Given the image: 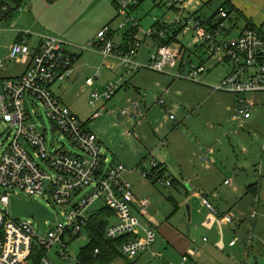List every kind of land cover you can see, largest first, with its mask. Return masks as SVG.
Segmentation results:
<instances>
[{
  "label": "built area",
  "instance_id": "built-area-1",
  "mask_svg": "<svg viewBox=\"0 0 264 264\" xmlns=\"http://www.w3.org/2000/svg\"><path fill=\"white\" fill-rule=\"evenodd\" d=\"M141 1L118 0L117 15L127 18L126 22L118 28L112 24L104 26L86 46H72L62 38L44 36L41 45L33 50L28 39L30 32L22 33L20 41L13 45L11 58H21L28 68L21 77L4 80L0 93V121L9 126L8 143L0 155V188L5 191L0 195V264H24L32 257L35 245L48 253L57 247L60 257L68 260L67 248L71 240L84 233L89 219L95 214L91 211L98 202L106 204L118 219L115 223H109L105 235L109 241L124 240L119 246L124 258L139 255L156 243V231L133 212L134 203H138L145 212L150 207L149 200H136L133 188L124 180L126 166L104 157L97 136L84 127L79 116L64 105L56 94L57 86L77 75L76 63L82 54L92 52L104 61H116L124 68L126 75L147 69L199 84L206 68L188 63L185 57L189 48L178 40L182 33L192 34L195 47L205 46L212 57L220 58L221 62H230L233 66L228 78L210 87L212 92L238 96L233 119L246 121L251 118L254 104L246 94L264 93V33L247 27L237 39H228L231 31L227 25L231 16L225 7L219 9L212 19H205L196 16L195 12H189L186 1L156 0L166 11L173 12L175 19L168 17V21L161 22L155 18L159 29L152 27L147 32L135 21L131 31L122 35V30L130 23L131 11ZM8 12L9 8H4V13ZM140 32L145 33L146 38L155 45L158 41L147 66L138 61L143 44L138 36ZM127 34H131V38H126ZM120 37L124 39L118 42L117 38ZM168 38L169 43L159 45ZM70 47L78 51H71ZM0 68H3L1 62ZM126 75L120 81L107 83L103 93L91 94L90 106L100 103L93 118L102 117L108 112L106 105L121 90ZM101 76L99 68L96 75L87 80V84L93 85ZM29 104L34 108L33 113L36 112L34 106L38 104L45 109L53 124L52 133L66 139L73 150L59 140L58 146L49 144L46 133L40 132L29 122ZM158 104L163 108L166 106L163 99H159ZM166 112L172 120H176L170 110ZM120 117L130 118L135 124L140 123L139 104L122 109ZM202 159L208 162L206 156ZM158 166L154 162L150 172L143 171L144 178L152 176V171ZM152 177L155 179V175ZM17 190L27 194L29 200L39 202L36 199H41L45 203L52 200L59 207L71 206L72 211L66 218L64 214L60 217L53 213L57 226L45 234L46 226L51 222L47 220L44 233L40 236L34 217L15 219L11 215V198H19ZM204 202L210 211L207 222L212 224L217 219V213L211 204ZM58 219H62V222ZM226 221L231 223L233 220L228 217ZM236 242L237 239H234L231 246ZM96 251L97 254L100 252ZM41 264L53 263L46 257Z\"/></svg>",
  "mask_w": 264,
  "mask_h": 264
},
{
  "label": "rangeland",
  "instance_id": "rangeland-1",
  "mask_svg": "<svg viewBox=\"0 0 264 264\" xmlns=\"http://www.w3.org/2000/svg\"><path fill=\"white\" fill-rule=\"evenodd\" d=\"M1 1L7 3L13 8L18 7L17 5H15L14 0ZM29 1L31 0L23 1L24 4L21 5L22 10H26V6ZM69 1L71 0H65V2L57 6V8H59V11H57L56 13H49L51 19V21L49 22L51 25H55V31H45L46 33H44V35L57 38L59 37L62 39L64 38L69 42H71L69 37L73 39L74 36H76L77 39L83 41H80L81 43L79 44L81 45H78L77 43L71 44L72 42L70 44L73 46L75 45L78 47H82L88 45L90 40H94L95 36L98 34V30H102L105 25L112 24L114 28H118L121 23L126 22L127 20V18H123L120 16L118 17L114 3L110 0L109 3H107L106 0H88L77 2L76 4L73 3L71 6H68ZM176 1L181 3L184 1L187 2L189 0ZM195 1L197 0H194V2ZM223 2H225V0H212V2L204 6V9L202 11L203 15H212V13L217 11V9ZM57 3L59 4L60 0ZM57 3L55 2V4ZM77 4L79 6H82V8L78 9ZM159 4L160 3L156 0H144L139 8L135 9V11L133 12L131 11L130 23L124 30H122V35L131 31L132 27L135 25V21H137L143 28V30L147 32L152 27H157L154 21L155 18H158L161 22L168 21L169 19H175V15L173 12L169 10L166 11L163 5L160 6ZM186 6L189 12H194L195 6H192L188 2L186 3ZM70 11H77V14L68 17L67 13ZM239 11L241 12L240 9ZM13 13V17L7 20L8 16L6 13H4V6L0 4V62L3 64V68L0 69V81L3 78H9L13 75L17 76L21 71L24 70V67L18 64L15 59H11V50L14 45L13 34H15V32L17 31L22 30L23 28H25L26 30L31 29V32L33 34L35 33V28L34 26H32V22L27 26H24L25 24L21 22L20 17L23 14L22 12H20L19 10H15L12 11V14ZM232 15V22L235 21L237 26H239L238 29L246 25L245 19L238 15L236 10H233ZM18 21L19 26L17 25ZM67 25L72 27L69 32L66 28ZM256 25H258V27L256 26L255 29L260 30L264 33V27L259 26L261 25L260 23H256ZM227 28H229V30L231 31L230 35H228V39H237L240 36L239 30L237 28L234 30L233 27H231V23L229 21ZM138 36L143 41L141 47L142 49L140 52L141 57H143L142 64L147 66L149 65L148 63L150 62L151 54L155 50L154 49L150 53V48H148L147 45L152 44L154 47L155 43L152 40L147 39L145 33L140 32ZM179 40L183 42L187 47H189V51L187 52V56L185 57L188 63H191L195 66L202 64L206 66L205 68L208 72L207 74L205 73V75L207 76L205 78H202L204 74L200 76L201 83L214 86V84L220 83L228 78L229 74L233 70V66L231 63L220 62V58H212L207 52V48L205 46H201L205 49L195 47L192 34L182 33L179 36ZM34 44L35 41L32 42V45ZM69 49L71 51H78L77 49H73L71 47ZM92 54L94 53L89 52L86 54H82L79 63L81 64L82 62H86ZM98 58L100 59V62L92 60L89 64L90 67H85L83 69V76L78 79L73 86H70V81L60 84L59 86L62 87L59 91V86H57L55 89L56 94L58 97H61L63 103L66 106H68L74 113L79 116L80 120L84 124V127H86L90 132L92 131L98 137L99 142L102 146L104 157L110 160L116 158V161L122 165L124 164L128 170H139V175L141 176L143 181L145 180L142 175L144 173L143 171L149 170L150 172L151 166L156 160L162 162L163 160H161V153H164L166 151L169 152L172 142L176 159L170 161L172 163L168 162L169 164H171V168L167 171L168 173L163 176V182H160L158 180H155V182H153L154 180H148L150 188L152 189L151 191H153V194H155L154 200L152 199L153 197H151L152 201H150L151 205L148 208V213L149 215L156 218L157 221L160 222L164 219V217H168L170 220L171 217L174 216V218H176V221H173V225L178 226L179 222H181L184 226L183 231L186 234L190 233L191 228H193L194 226L189 223L188 218L189 216L187 206L190 204H183L182 201L187 198V189L190 190L191 187L189 183H186L185 187L177 185L174 177L178 176L176 173L177 168L181 167L182 170H184L186 165H188L190 168L196 167L195 171L197 172H188L191 177H194V175H201V173L205 171V166L201 164L200 160L202 154L201 152H204L206 150L207 147L205 146H207V143L208 146H212L215 148L219 146V149L221 150V160L217 164V167L219 170L224 172V175H219L217 181L215 182L216 185L218 184L215 190L219 191L220 196L219 194L217 195L221 200L225 201V198L222 196L224 191H231L235 186L240 187V185H242L240 184L242 178L244 177V170H242V168L248 170L249 173H257V171H261L260 165L262 163V160L264 159V153L261 148L259 149L258 154H252V159L254 161H257V164H253L252 166L250 162H247L248 159L249 161H251L248 151L252 149L253 140L258 143L257 137H255V135H249L248 132L250 131L248 128L241 130L237 127L236 124L229 122V120L225 121V104L219 103L218 100L214 101L211 98L215 93L221 96V98H224L223 95H225V93L212 92L209 87L203 84L198 85L192 81L185 79L177 80L168 74L162 75L147 69L140 70L136 74L126 75L124 68L121 67L118 69V72L122 73L120 79L123 75H126L123 81V85L125 83H128V89L126 91L125 87H122L121 90L115 95L116 97L111 102L107 103V108L108 104L110 108V105L112 103H116L119 96L126 92H131L134 95V98L140 101L143 98L141 95H139V93L141 92L143 95H149L148 100L146 99L148 108L150 110H153V107H156L161 112L159 114L153 115V117L146 116L143 121H141L142 123L140 125L143 129L142 133H140L141 130H139L138 127L133 129V127L128 125L129 123L127 122L100 124L101 121H98V119H92L96 112L94 109L95 106L90 107L89 104L92 99L91 94L94 92H101V86L106 80L108 81V83L111 81L117 82V78L113 79L114 77L110 75V71H108L106 67L104 68L102 65H100L102 61H104L102 57L99 56ZM93 65H100L99 67H101L102 78L95 80L96 85L94 87H90L87 84V79L90 77L93 78L98 71V68L94 69ZM120 79L118 81H120ZM165 90L167 91V93L164 92ZM123 99L124 100H122V103H120V105L123 106L119 110H122L125 105L129 103L127 101V98ZM158 99H163L166 102V106L164 109L170 110L175 115L176 120H171L170 118H168L169 116L167 115V112L158 104ZM143 100L145 102L144 98ZM37 106H34L36 112L33 113V106H31V104L28 105L27 111L30 115L29 122L31 124H34L40 132L44 134L46 133L47 140L50 145L53 144L55 146H58L61 142H63L66 144L68 149L73 150V147L66 141V139H62L60 136H58L57 133H52L53 124L48 119L45 109L42 108L39 104ZM107 115L102 117H106ZM166 118H168V120ZM177 126H179V129H177ZM8 128V125L0 121V155L2 154L8 143ZM176 131L188 136V139L186 138V136L184 137L181 134L172 136V133L174 134V132ZM237 131H241V133L244 135L247 134L246 139L249 140H247L245 144H243L248 147L247 152H243V147L238 145L237 142H235V140L233 139V135ZM58 140L60 143H58ZM123 159H125V161H122ZM38 162L41 163L40 160H38ZM132 165H135V167H132ZM124 180L128 182L126 179ZM225 181H228L226 182V186L224 185ZM227 183H232L231 187L228 186ZM164 184L167 186H164ZM262 185L264 186V180L262 181ZM204 191L208 193V190ZM4 193L5 191L0 188V195ZM16 193L18 194L20 199H30V197L22 191L17 190ZM262 196L264 197V191ZM173 198L176 200V203H174L175 201L173 200ZM36 200H38L41 204L47 206L52 213L58 214L60 217H62V215L64 214L63 217L66 218V216L69 215L72 211L71 206L59 207L56 206V204L52 200H49V202L47 203H45L44 200L41 199ZM208 200V202H210V204H212L215 208V199H212L210 196ZM177 201L180 202L183 206L179 209L181 212L179 214H177L176 212V214L174 215L175 209L178 208ZM192 204L195 211H202L200 217H202L203 213L207 211V209L205 208L204 211L201 206V202H199L198 200H194ZM262 204L263 205H261V209L264 211V200L262 201ZM105 208H107L106 204L98 202L93 207L91 213H97L101 210H104ZM109 210L112 213H110L108 216H105V220L111 223L117 222L118 219L115 217L113 211L111 209ZM134 215L138 216L137 213H135ZM166 218L163 221H166ZM143 221L146 223L145 219H143ZM250 221L252 222V219ZM250 221H248V224ZM56 226L57 222L51 221L46 226L45 234H48V231L50 229L54 230ZM261 226L262 225H260L258 229L254 230L255 233L252 230L253 228L250 226L251 235L253 234L254 236V248L249 249V258L251 257L252 261L248 263V259H246L247 264H264V243L263 241H261L264 237V228H261ZM234 230H237L236 225H233L230 228H226V230L224 231L226 233L225 242L227 244L233 238L235 233ZM199 233L200 234L196 235V238L199 236L198 242L203 245V236L206 238V240H209L210 237L206 234H203V230ZM160 236L161 235L159 234L158 240H160ZM250 242L251 243L249 247L252 245V239L250 240ZM88 243L89 238L86 235L85 229L84 233L81 234L79 238H74L73 240H71L67 248L68 255L70 256L68 260L60 257L58 252L59 249L57 247L52 249L50 253H48V259L53 264H77L81 248L85 247ZM204 245L208 244L206 243ZM166 248L168 250H171L169 247ZM224 253L227 256H220V259H222V261H220L221 264H236L232 263V261H229V251H225ZM29 264L34 263L29 262ZM111 264L183 263H179V261H168L167 256L163 251V253L159 254L157 258L145 257L141 258V260L138 261H129L118 258ZM188 264H193V262H189Z\"/></svg>",
  "mask_w": 264,
  "mask_h": 264
},
{
  "label": "crops",
  "instance_id": "crops-1",
  "mask_svg": "<svg viewBox=\"0 0 264 264\" xmlns=\"http://www.w3.org/2000/svg\"><path fill=\"white\" fill-rule=\"evenodd\" d=\"M14 1H15L14 2L15 5L18 6L17 8H13L12 6L0 0V4H2L4 8L5 7L9 8V12L7 13V16H8L7 20L13 17L14 13L12 14V11L19 10L20 12L23 13L22 16L20 17L21 22L25 24L24 26H27L29 25V23L32 22V26H34L35 28L34 29L35 33L33 34L31 32V29L26 30L25 28H23L22 30L17 31L15 32V34H13L14 36L13 44L20 41V39L22 38V35H21L22 33L30 32V34L28 35L29 43H30L31 48L33 50H36L41 45L43 41V37L46 36L44 35V33H46L45 31H55V27H54L55 25L54 24L51 25L49 22L51 21L49 13L50 12L56 13L57 11H59V8H57V6L65 2V0H60L59 4L57 3L59 0H31L27 3L26 10H22L21 8V5L24 4L23 3L24 0H14ZM83 1H88V0H71L68 2V6H71L73 3L76 4L77 2H83ZM106 1L107 3H109V0H106ZM110 1L114 3L115 9H116V2L118 0H110ZM55 2L58 5L55 4ZM187 2L190 3L192 6H195L194 12L196 13V16H201L205 19H212V17H214V15L218 12L219 9L223 8L224 6L232 5L233 10H236L237 14L240 15L242 18H244L246 21V25L238 29L239 26H237L235 21L232 22L233 13L231 14L232 16H231V19L229 20V22L231 23V27H233L234 30L237 28L240 34L247 27H252V28H255L256 26L258 27L256 23L258 24L260 23L261 25L259 26L264 27L263 25L264 24V0H225V2H223L220 5L217 11L213 12L212 15L210 16H204L202 11L204 9V6L212 2V0H197L195 2L194 0L193 1L189 0ZM79 8H82V6L78 5V9ZM239 9L241 10V12L239 11ZM75 14H77V11H70L67 13V16L69 17ZM17 25L19 26V21ZM66 28L69 32L72 27L67 25ZM157 29H159L158 26H157ZM100 30L101 29H99L98 32ZM97 35L95 36V38L97 37ZM69 39L72 42L71 43L66 39V41L69 44L77 43L78 45H81L79 43H81L80 41L82 40L77 39L76 36H74L73 39L69 37ZM123 39H124L123 37H120V38H117V41L120 42V41H123ZM178 40H179V37H178ZM34 41H35V44L32 45V42ZM147 46L148 48H150V53H151L154 49L156 50L157 43L156 45L154 44V47L152 44H148ZM198 48H203V47L198 46ZM139 56H138V61L142 63L143 57H141L140 54ZM98 57H99L98 55L92 54L90 55V57L87 59L86 62H82L81 64L79 63L81 57L79 58L78 62L76 63L77 75H75L73 79L69 80L71 83L70 86H73L77 82V80L83 76V69L85 67L89 68L90 67L89 64L92 60L96 62H100V59ZM212 58H216V57L213 56ZM15 60L18 64L24 67V70L21 71L17 76L13 75L12 77L1 79L0 91L3 86L2 82L4 80H13L15 78H19L22 75H24L25 72L27 71L28 67L23 63V60L21 58L15 59ZM100 65H102L104 68L106 67V69L110 71V75L114 77L113 79L117 78V81L120 79V76L122 73L118 72V69L121 68L122 66H120V64H118L116 61L105 60V61H102ZM99 66L93 65L94 69L101 68ZM137 72L139 71H136V73ZM207 72L208 71L206 69L205 73L207 74ZM205 73L202 78H205L207 76L205 75ZM95 83L93 85H90V87H94L96 85ZM107 83H108L107 80L104 81L100 89L102 90L101 92H94V93H103L104 88ZM199 84H203V83H199ZM127 86H128V83H125L122 87H125L127 91L128 89ZM205 86L209 88L212 87L211 85H207V84ZM61 87L62 86L58 87V91L60 90ZM164 92L167 93L166 90ZM121 95L119 96L116 103H112L110 105V108L108 104V108H107L108 112H106L105 114V115L107 114L108 115L106 117H99V118L92 117V119H98V121H101L100 124L127 122L129 123L128 125L133 127V129L138 127V129L141 130L140 133H142L143 129L140 125L142 122L135 124L134 122L131 121L130 118L120 117L122 110H119V109H121V107L123 106V105L122 106L120 105V103H122V100H124L123 98L125 99L127 98V101L129 102L128 104L125 105L124 108L126 107L129 108L133 104H139V110L141 112V117H142L141 121H143V119L146 116L153 117V115L159 114L161 112L156 107H153V110H150L148 108L146 99L148 100L149 95H145V94L143 95L141 92L139 93V95H141L145 99V102L143 98L142 100H140L141 102L136 100L134 98V95L131 92H126ZM223 96L224 98H221V96L215 93L214 95H212L211 98L214 101L218 100L219 103L225 104L224 106V108H226V112H225L226 116H224L225 121L229 120V122L236 124L237 127L240 128L241 130L248 128L250 131L248 132V134L255 135V137H257L258 143H256L255 140H253L252 149L248 151V147L246 145H243L245 144L247 140H249V139H246L247 134L244 135L241 133V131H237L233 135V139L235 140V142H237L238 145L243 147L242 148L243 152L248 151L249 158H251V161H249L248 159L247 162H250L253 166V164H257V161H254L252 159V154L254 153L258 154V151L260 148L262 149L264 153V124H263L264 122V93L261 92V93L246 94L247 98H249V100L252 101L254 104L253 114L251 115V118L247 119L246 121L235 120L232 118V113L234 112L235 107L237 106L239 102V97L232 93L230 94L225 93V95ZM99 106H100V103H98L95 106L94 108L95 112L97 111ZM160 107L164 109L162 106ZM168 118L166 119L168 120ZM177 129H179V126H177ZM176 134H181L184 137L186 136L183 133H180L177 131L174 132V134L172 133V136H175ZM186 138L188 139V136H186ZM205 147L207 148L204 152H201L202 154H201V160H200L201 164L205 166V171L202 172L201 175H194V177H191L188 174V172L190 173L197 172L195 171L196 167L190 168L188 165H186L184 170H182L181 167L177 168L176 173L178 176L174 177L175 181L177 182V185L185 187L186 183H189L191 187L190 190L187 189L188 191L187 198L184 201H182L183 204H190L191 216L190 218L189 217L188 218H189V223L192 226L194 225L193 228H191L190 233L186 234L183 231L184 226L181 222H179L178 226L173 225V221H176V218H174V216L171 217L170 220L168 217L167 218L164 217V219L166 218V221H163L164 220L163 219L159 222L157 221L156 218L149 215L148 209L145 212H142L141 206L138 203H134L133 212L134 214L137 213L138 216L136 217H139V218L141 217L142 219H145L146 223L151 225V227L156 231V233L157 234L159 233L161 236H160V240H158L159 239V234H158L156 243L152 247H150L147 251L142 252L141 254L136 255L134 257H126V258L122 257V259L129 260V261H138V260H141V258H145V257L157 258L159 254L163 253L164 251L165 255L167 256V260L171 262L179 261V263H183V264H188L189 262H193V264H221L220 261H222V259H220V256L226 255L224 252L229 251L230 255H228V259L229 261H232V263L247 264L246 259H248L247 260L248 263L252 261V258L251 257H250L251 259L249 258V249L254 248L253 247L254 236L253 234L251 235L250 226L253 228L252 230L254 233H255L254 230L258 229L260 225H262L261 228H264V211L261 209V205H263L262 201L264 200V197L262 196L263 191H264V186L262 185V181L264 180V159L262 160V163L260 165L261 171H257V173H249L248 170L242 168V170H244V177L242 178L240 182V184L242 185L239 184L240 187L235 186L234 188H232L231 191H226V192L224 191L222 196L225 198V201H223L217 195L219 194V191L215 190V188L218 185V184L216 185L215 182L217 181L219 175L220 176L224 175V172L219 170L217 167V164L221 160L220 159L221 150L219 149V146H217L216 148L212 146H208V143H207V146ZM161 156H162L161 160L163 161L160 162L156 160L155 162H157L159 166L161 167L160 170H163L165 174H167L168 173L167 171L170 170L171 168V164L169 163H172V162L170 161H172L173 159L174 160L176 159L175 150H174V146L172 145V142H171V149L169 150V152L166 151L164 153H161ZM203 156H206L208 158L207 163L203 161L202 159ZM116 160H117L116 158L113 159L115 163H118ZM122 161H125V159H123ZM132 167H135V165H132ZM139 174H140L139 170L134 171V170L127 169L124 175V179H126L131 184V187L133 188L135 192L137 201H140V199H148L150 203L152 199L153 200L155 199V194H153V191H151L152 189L150 188L148 180L152 181L154 179L153 178L145 179L143 176V178L145 179L143 181ZM153 182H155V180ZM226 182L228 181H225L224 183L225 186H226ZM248 182H251V183H248ZM227 185L231 187L232 183H229ZM204 190H208V193H206ZM210 196L212 199H215L214 202L216 204V207L214 209L217 213L216 215L217 219L212 224H208L207 222L209 218L208 216L210 215V211L206 207L205 202H204V201L208 202L209 201L208 198ZM151 197L153 198L151 199ZM173 200L175 201L174 203H176V200L174 198ZM194 200H198L199 202H201L202 208L207 209V211H205L204 209L205 213H203L202 217H200V215L202 214V211L201 210L195 211L193 207L192 202ZM208 203L210 204V202ZM177 204H178V209L176 212L177 214H179L181 212L179 209L183 205H181V203L178 201H177ZM176 212H174V215L176 214ZM254 214H256L255 218L253 216ZM228 217L232 218L233 221L231 223L226 221V218ZM251 219H252V222L250 221ZM248 221H250L249 224H248ZM233 225L237 226V230H234L235 232L234 236L230 240V242L227 244L225 242L226 233L224 231L226 230V228H230ZM202 230H203V234H206L210 237L209 240H206V238L203 236V245H201L198 242L199 236L196 238V235L200 234L199 232ZM235 238L238 239V242H236L234 246H231V243L234 241ZM251 239H252V245L249 247L251 243L250 242ZM261 241H263L264 243V237L262 238ZM206 243L208 245H204ZM166 247H169L171 250H168ZM25 263L29 264L28 261H26Z\"/></svg>",
  "mask_w": 264,
  "mask_h": 264
},
{
  "label": "trees",
  "instance_id": "trees-1",
  "mask_svg": "<svg viewBox=\"0 0 264 264\" xmlns=\"http://www.w3.org/2000/svg\"><path fill=\"white\" fill-rule=\"evenodd\" d=\"M143 1L144 0L141 1V4ZM139 6H136L133 11L139 8ZM224 7H226L229 11V15L232 16V6L228 5ZM126 38H131V34H127ZM169 42L170 40L168 38L167 41H162L159 45H166ZM156 43H158V41H156ZM160 169L161 167L158 166L152 171V176L155 175V179L152 176L149 178L162 181L165 172ZM177 209L178 208H176L174 212H176ZM110 213L112 212L108 208H105L104 210L95 213L94 216L89 219L90 221L86 227V235L89 238V243L85 247L81 248L77 264H111L116 259L123 257L120 253L119 246H121L124 240L109 241L105 235L106 229L109 226V222L105 220V216H108ZM96 250L100 252L97 254ZM32 253L33 255L28 260V263L31 262L34 264H41L42 260L48 257V252L36 245Z\"/></svg>",
  "mask_w": 264,
  "mask_h": 264
},
{
  "label": "water",
  "instance_id": "water-1",
  "mask_svg": "<svg viewBox=\"0 0 264 264\" xmlns=\"http://www.w3.org/2000/svg\"><path fill=\"white\" fill-rule=\"evenodd\" d=\"M11 215L13 218L34 217L39 226V234L43 235L47 220L56 221V216L45 206L34 200L11 198ZM188 216H191L190 205L187 206ZM62 219H58L61 221Z\"/></svg>",
  "mask_w": 264,
  "mask_h": 264
}]
</instances>
